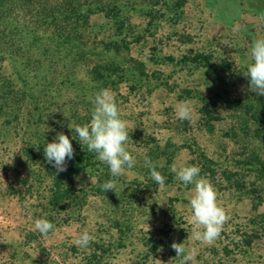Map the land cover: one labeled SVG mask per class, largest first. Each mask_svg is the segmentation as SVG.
Listing matches in <instances>:
<instances>
[{"label": "rangeland", "instance_id": "obj_1", "mask_svg": "<svg viewBox=\"0 0 264 264\" xmlns=\"http://www.w3.org/2000/svg\"><path fill=\"white\" fill-rule=\"evenodd\" d=\"M120 16L116 25L125 32L116 38L129 50L115 57L134 62L122 82L107 88L127 122L136 164L111 178L114 192L83 171L61 183L62 192L80 191L79 200L55 199L43 148L58 127L50 117L26 125L19 69L12 58H0V264H180L173 242L193 256L188 264H264V96L249 91L244 76L250 42L264 37V0H123ZM90 24L97 41L111 39L112 22L103 14ZM95 53L100 59L105 52ZM45 78L41 71L23 79L38 95ZM8 79L16 85L13 102ZM62 80L57 74L52 87L58 101L80 98L91 116L89 97L100 89L86 67ZM181 101L189 102L190 119L177 118ZM145 156L165 177L164 187L151 178ZM174 163L199 166L230 217L211 245L192 237V185L175 179ZM37 218L54 225L46 237L34 228ZM84 230L94 239L82 249L75 240Z\"/></svg>", "mask_w": 264, "mask_h": 264}, {"label": "trees", "instance_id": "obj_2", "mask_svg": "<svg viewBox=\"0 0 264 264\" xmlns=\"http://www.w3.org/2000/svg\"><path fill=\"white\" fill-rule=\"evenodd\" d=\"M122 1L0 0V58H12L15 67L20 70L16 74L18 78H22L25 90L22 91V99L18 101L22 102L26 125L32 128L33 125L40 126L53 119L58 130L50 133L51 141L56 132H63L69 139L74 138L72 133L75 135L74 142L71 141L75 154L73 159L67 161L66 171L57 174L52 165L48 168V174L53 176V184L57 189L55 199L64 196L72 203L79 200L80 195L75 193L80 191L70 187L62 192L61 183L66 179L71 184L80 172L88 171L96 176V181L102 183L113 178L107 172L109 168L96 159L94 152H89L85 145L80 144L78 136L68 128V124L72 122L82 125L90 121V113L85 111L82 100L79 98L77 101L68 99L59 102L52 87L55 88L57 74L60 73L63 83L67 84L69 77L76 74L81 66L86 67L96 88H107L122 82L129 63L134 62L130 57H115L121 54V48L129 50L128 44L123 45V41L116 38L121 32H125L116 25L118 19L122 18ZM96 14H103L112 22L107 29L112 28L114 31L110 34L111 39L105 42L95 39L97 34L90 24V17ZM37 47H40L39 53L33 55L31 52ZM99 47L105 53L102 58L97 59L95 51ZM107 53L111 55H104ZM41 71L47 73L48 78L43 80L37 95L31 91L35 85L29 86V82L23 78L28 77L30 72ZM3 84L11 94V97L7 96V101L13 102L15 83L8 79ZM49 109L56 113L49 116ZM31 134L34 138L40 135L33 129ZM54 203L61 206V202Z\"/></svg>", "mask_w": 264, "mask_h": 264}, {"label": "clouds", "instance_id": "obj_3", "mask_svg": "<svg viewBox=\"0 0 264 264\" xmlns=\"http://www.w3.org/2000/svg\"><path fill=\"white\" fill-rule=\"evenodd\" d=\"M260 19L264 22V17ZM244 76L249 79V91L264 96V37L250 42ZM89 100L92 104L90 121L82 125L72 122L68 124V128L78 136L80 144L85 145L89 152H94L96 159L109 168L112 177H119L136 164L135 157L128 150L131 139L127 122L121 119L115 94L110 89L101 88ZM176 115L180 120L190 119L191 108L188 101L178 103ZM43 153L46 162L55 168L57 174L66 171L67 161L73 159L75 154L71 140L63 132H56L53 141L44 145ZM144 166L150 170L151 178L160 187H164L165 177L156 170V164L147 156L144 157ZM170 170L184 187L192 185V195L187 207L190 211L189 223L193 226V239L207 245L213 244L230 219L218 201L217 190L206 176L200 174L201 169L197 165L174 163ZM0 180H3L2 176ZM115 187V179L100 183L104 192H114ZM34 228L46 237L54 230V225L45 218H37ZM93 239L84 230L76 238L75 244L79 248H87ZM171 248L175 251L176 258H181L180 264H188L193 259L191 254L185 255L184 243L173 242ZM153 261L155 264H164L158 259Z\"/></svg>", "mask_w": 264, "mask_h": 264}]
</instances>
